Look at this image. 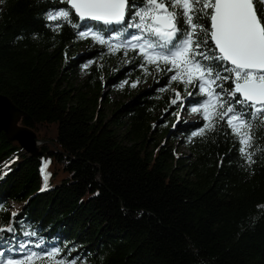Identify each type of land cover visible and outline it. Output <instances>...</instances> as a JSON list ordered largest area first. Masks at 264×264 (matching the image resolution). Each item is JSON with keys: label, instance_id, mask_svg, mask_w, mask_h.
Here are the masks:
<instances>
[{"label": "trees", "instance_id": "obj_1", "mask_svg": "<svg viewBox=\"0 0 264 264\" xmlns=\"http://www.w3.org/2000/svg\"><path fill=\"white\" fill-rule=\"evenodd\" d=\"M63 7L58 0H0V94L26 114L18 125L41 141L29 155L0 131V166L15 158L0 172V228L16 229L0 233L6 255L26 258L12 251L22 242L44 264L59 259H47L55 248L79 257L77 264H264V127L255 129L259 151L249 167L225 128L189 139L203 124L176 123L174 92L193 105L201 99H187L191 86L149 77L146 90L125 93L129 100L112 108L100 87L116 74L146 81L140 59L129 63V52L115 74L97 66L84 86L71 83L82 60L68 52L77 30L57 31L50 25L60 22L46 19ZM100 52L91 58L106 61ZM170 126L187 154L163 142ZM40 238L45 243L35 248Z\"/></svg>", "mask_w": 264, "mask_h": 264}, {"label": "snow or ice", "instance_id": "obj_2", "mask_svg": "<svg viewBox=\"0 0 264 264\" xmlns=\"http://www.w3.org/2000/svg\"><path fill=\"white\" fill-rule=\"evenodd\" d=\"M58 3L66 7L46 13L48 21L60 22L50 25L55 30L71 26L77 30L79 39L90 38L100 45L105 50L102 55L135 53L128 62L139 58V67L145 75L150 74L148 66L155 72H174L169 87L172 82L183 84L185 91L191 86L194 91L187 95L202 97L190 112L200 114L205 123L189 139L203 137L220 125L239 144L242 166L255 163L253 156L259 151L253 150L255 129L264 127V0H140V3L58 0ZM73 12L78 21L73 19ZM88 21H96L102 27L88 26ZM137 83L139 79L130 86L135 88ZM182 99L177 91L171 104L182 108ZM5 231L15 234L16 229L11 225L0 228V233ZM24 235L37 234L33 231ZM5 243L0 235V264H34L36 259L44 264L45 258L22 242L12 251L26 252V258L6 255ZM44 243L40 238L35 248H42ZM46 256L48 260L59 257L54 264H77L79 260V257L69 260L60 248L48 251Z\"/></svg>", "mask_w": 264, "mask_h": 264}, {"label": "rangeland", "instance_id": "obj_3", "mask_svg": "<svg viewBox=\"0 0 264 264\" xmlns=\"http://www.w3.org/2000/svg\"><path fill=\"white\" fill-rule=\"evenodd\" d=\"M97 50H102V52H100L101 54H103L105 51L100 45L95 44L90 38L89 39H79L77 45L75 46L72 45L70 47V50L68 51L70 55L75 54V56L77 55L82 56L81 57L82 60H80L76 64V70H75L76 72L73 73V75L70 77L71 83H74V85H76L77 87L85 85L86 80L89 79V75H91V73L94 72L93 68H97V66H100V68L103 67V68L109 69L110 73L115 74L117 72V68L121 69L122 67L124 66L126 67L128 65L127 57L124 56L122 52L120 53L118 58L115 57L116 53L105 55L106 61H108L110 56L116 58V60L114 59L109 62L103 61L101 58H96V59L91 58L93 53L96 52ZM86 64L88 65V67L85 68L84 65ZM148 72L150 74H148V76L145 75L146 78L148 77L147 80L139 81V83H137V86L135 88L131 87L130 85L133 82L137 81L138 79L132 81L126 75L117 76L116 74L115 76H112L110 78V81L102 84V87H100V95H102L105 99H109L110 106L112 108H117L119 104H122L124 101L129 100V98L127 97L125 93H134L138 89L146 90L148 85L151 83V81L154 80L153 77H157L163 74L169 79L170 76L174 74V72H168L167 74H165L164 72H155L154 70L153 71L148 70ZM149 77L153 78V80ZM125 81H127V83H125L124 87L121 88L120 85ZM194 97L196 96H191V97L187 96V99L190 100ZM174 98H175V92H174ZM183 104H184V107L178 110V114H177L178 119L176 123H178L179 125H186L187 123H190V124L205 123V121L202 119L200 114L190 112L191 107L196 106L197 104L193 105L194 103H188L184 101H183ZM106 108L108 107H104V111L106 110ZM169 129L173 133L172 134L173 137L168 136L167 139L164 140L163 142H167V146H171V149L173 151L177 150L179 152H184L185 154H187L188 152L186 151L185 146H183L184 141L181 136L182 134L179 133V131H177L176 129H173V126H170ZM14 160L15 158L13 157V158H10L9 160H6L5 162L2 161V164L0 166V172L2 171V169H6L11 164H13ZM8 205L9 207H11L10 210H14V208H12L13 207L12 204L9 203ZM10 253L13 254L12 252H9L8 254Z\"/></svg>", "mask_w": 264, "mask_h": 264}, {"label": "water", "instance_id": "obj_4", "mask_svg": "<svg viewBox=\"0 0 264 264\" xmlns=\"http://www.w3.org/2000/svg\"><path fill=\"white\" fill-rule=\"evenodd\" d=\"M88 22L93 24L96 21ZM25 115L14 106L11 99L0 94V131L9 141H16L24 153L34 155L37 153V147L41 141L28 127L17 125L19 119Z\"/></svg>", "mask_w": 264, "mask_h": 264}]
</instances>
